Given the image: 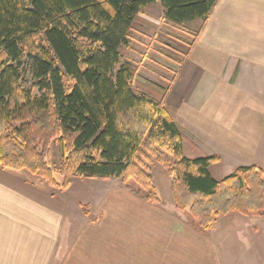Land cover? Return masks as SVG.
<instances>
[{
	"label": "trees",
	"instance_id": "1",
	"mask_svg": "<svg viewBox=\"0 0 264 264\" xmlns=\"http://www.w3.org/2000/svg\"><path fill=\"white\" fill-rule=\"evenodd\" d=\"M217 1L0 0V167L63 190L74 178L120 179L125 190L160 205L147 165L152 156L172 178L176 210L199 231L232 213L264 219L262 169L239 167L214 179L209 169L220 158L184 157L164 98L134 90L131 64L115 73L145 8L161 5L179 26L205 25ZM26 60L38 94L23 88ZM52 142L62 155V183L46 160Z\"/></svg>",
	"mask_w": 264,
	"mask_h": 264
},
{
	"label": "crops",
	"instance_id": "2",
	"mask_svg": "<svg viewBox=\"0 0 264 264\" xmlns=\"http://www.w3.org/2000/svg\"><path fill=\"white\" fill-rule=\"evenodd\" d=\"M138 17L153 32L161 25L179 26L165 19L159 4ZM186 27L192 36L174 31L176 50L168 49L167 59L173 67L164 72L170 81L154 96L164 98L183 135L184 157L196 159L187 154L204 150L203 156L220 158L217 164L233 166L227 177L239 167H257L252 162L264 150V0H218L205 25L197 20ZM239 158L249 165H236ZM9 175L0 168V264H94L97 258L111 264H219L207 233L185 220L175 201L154 205L123 187L108 194L112 221L119 217L117 203L128 208L127 235L113 233L109 253L98 242L100 219L87 231L90 219L83 206L74 223L47 201L10 184ZM108 212L102 217L106 221ZM240 225L243 230L253 226Z\"/></svg>",
	"mask_w": 264,
	"mask_h": 264
},
{
	"label": "rangeland",
	"instance_id": "3",
	"mask_svg": "<svg viewBox=\"0 0 264 264\" xmlns=\"http://www.w3.org/2000/svg\"><path fill=\"white\" fill-rule=\"evenodd\" d=\"M160 15V11H157ZM145 20L142 17H138L135 21L132 32L130 35L129 43L126 47L121 49V63L117 67L115 73L126 64H131L134 67L136 74L134 81V90L137 93L148 94L152 97L157 96L155 91L162 90V85H167L168 76L164 74L173 67L167 59L169 58L170 51L168 49L176 50V33L175 30L183 31L186 34H190L192 29L186 26H160L156 32H153L145 27L143 23ZM174 29V30H173ZM190 31V32H189ZM188 41L191 39L188 38ZM171 78V77H169ZM34 71L29 60L24 63L23 73V88L25 90H34V94H38L37 89H34ZM167 82V83H166ZM157 89V90H156ZM187 145H189L187 143ZM195 151V150H194ZM192 151L193 156L187 154L188 158L206 157L204 150ZM190 153V152H189ZM47 162L54 171V178L58 183H62L63 179L59 175V170L62 165V155L56 142H52L49 146L47 153ZM249 162H245L242 159H237L236 165L248 166ZM258 168L264 171V150L262 154L255 158L252 162ZM147 165L150 168V175L153 180L157 194L161 200L160 205H166L174 203V198L171 191L172 178L169 176L166 169L160 164L154 157H150L147 161ZM251 165V164H250ZM231 167H227L225 164H214L211 166L210 172L216 180H221L229 175ZM2 168V167H0ZM5 169V168H3ZM8 171V182L16 185L19 188L28 190L32 195H36L42 200H45L57 208L63 211L68 217L73 218L75 223L76 217H78L80 208L84 212L86 208L90 216L87 231L92 227L90 223L97 222L100 219L102 224L97 229V238L99 245L102 242V249L106 252L111 251V235L114 233L121 236L127 235V226L124 221L127 218L126 203L120 201L116 204V212L119 213L117 220L112 221L110 212H108L109 199L108 194L113 193L115 190L122 189L120 179L101 180V179H81L74 178L68 189L63 190L58 187L50 186L44 179L30 172L23 170L20 172ZM13 175V177H12ZM93 210V213H92ZM108 212L109 219L106 221L103 214ZM179 212V211H178ZM92 215L95 213V216ZM101 214V215H100ZM84 215V214H83ZM185 220L194 223L191 219L183 214ZM105 220V221H103ZM114 220V219H113ZM232 220H238L240 223L253 225L246 230L242 229L244 225H240L238 221H235L237 225L241 226V232L236 230L235 222ZM73 225H77L74 224ZM75 227V226H74ZM79 230L84 229L83 225L78 226ZM85 228V229H86ZM205 235L211 242L212 252L216 257L219 264H264V219L256 217H245L237 213H233L228 216H219L216 218L215 227L212 233L206 232ZM92 243H90L91 245ZM93 254V253H92ZM95 254V253H94ZM97 263L94 264H111L110 260H101L97 258ZM122 262V261H121ZM93 264V263H92Z\"/></svg>",
	"mask_w": 264,
	"mask_h": 264
}]
</instances>
